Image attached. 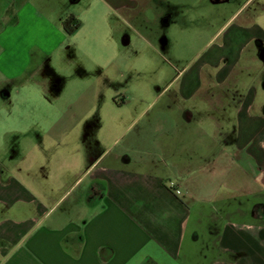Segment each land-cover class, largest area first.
Listing matches in <instances>:
<instances>
[{
	"label": "rangeland",
	"instance_id": "1",
	"mask_svg": "<svg viewBox=\"0 0 264 264\" xmlns=\"http://www.w3.org/2000/svg\"><path fill=\"white\" fill-rule=\"evenodd\" d=\"M208 1L0 0V24H15L2 33L0 29L5 50L0 70L17 74L13 87L0 81L15 87L11 99L0 97L5 165L14 169L19 159H10V152L22 149L29 156L26 165L47 164L52 170L46 182L56 185L67 179L64 167L77 166L81 151L103 153L105 145L117 140L118 152L139 137L157 157L165 153L171 167L190 169L194 157L191 170L197 173L191 180L196 189L190 195L196 199L190 203V221L197 228L207 224L204 211L218 218L227 214L234 221L242 219L234 213L237 202L246 208L258 201L264 206V64L257 60L252 40L235 44L239 49H230L234 53L209 75L207 54L198 55L225 23V14L231 12L226 7L232 6H222L226 12L221 14ZM246 7L238 21L255 28L240 36L264 39V0H249ZM71 14L81 22L74 33L64 26ZM208 53L218 54L215 47ZM204 156L211 163L197 168ZM155 159V168L167 174L162 159ZM70 180L74 184L78 177ZM81 184L66 197H73ZM66 192L53 191V199ZM228 197L231 206L225 209L220 199ZM197 200L211 205L203 207ZM225 223L220 221L222 227ZM188 249L196 250L195 256L182 254V264L235 258L213 248L203 251L201 242L193 245L187 237L184 251ZM244 251V259L249 258V250Z\"/></svg>",
	"mask_w": 264,
	"mask_h": 264
},
{
	"label": "crops",
	"instance_id": "2",
	"mask_svg": "<svg viewBox=\"0 0 264 264\" xmlns=\"http://www.w3.org/2000/svg\"><path fill=\"white\" fill-rule=\"evenodd\" d=\"M8 25L15 26L11 22L0 24L1 33ZM244 25H233L222 42L213 43L203 52L207 54L205 62L215 67L230 52L234 53L230 49H239L236 45L245 46L253 40L257 60L264 64L263 37L244 40L241 37L244 30L255 28V24ZM218 30L214 31L210 43L217 40L221 28ZM214 47L218 53L216 57L208 53ZM4 52V44L0 43V59ZM35 69L30 73H35ZM16 77L17 74L0 70L2 83L12 82L13 87ZM12 87L0 85V97L11 99L15 88ZM17 89L20 94L21 88ZM186 111L191 121L192 113ZM138 138L132 137L129 145L118 152L114 151L117 140L105 145L103 153L81 151L76 155L77 166L64 167L61 172L67 174V179L56 185L46 182L52 169L47 164L38 166L35 162L26 165L29 156L28 153L23 156L22 149L10 152V159H19L14 169L5 165L1 154L0 264H182V254L184 257L190 254L193 258L196 252L184 251L187 237L193 245L201 242L203 251L213 248L219 254L233 253L235 256L233 260L224 261L216 258L214 264H264V206L261 202H253L248 208L237 202L234 213L241 220L232 221L227 214V218H218L204 211L207 224L197 228V222L190 221L193 211L190 203L196 199L190 195V191L196 189L191 180L197 173L193 172L196 169L191 170V166L196 167L192 162L194 157L190 156V169H187L176 164L171 167L167 155L160 154L158 157L168 170L166 174L155 168L157 152ZM262 139L264 141V137ZM94 142L101 144L99 140ZM210 148H214L212 143ZM152 156L155 158L150 159ZM206 159L197 168L204 169L211 163L210 156ZM76 177L78 180L73 184L70 179L75 181ZM170 180L177 183L182 191L180 195L168 187ZM80 182L74 196L66 197ZM58 190L67 192L60 200L53 199V191ZM240 192L246 194L243 190ZM63 198L68 201L60 205ZM229 199H220L225 209L231 206ZM203 201L199 202L203 207L211 205ZM45 203L50 205L49 210ZM225 209L223 211L228 212ZM221 220L226 221L224 227L220 225ZM245 249L250 252L247 259H244Z\"/></svg>",
	"mask_w": 264,
	"mask_h": 264
},
{
	"label": "flooded vegetation",
	"instance_id": "3",
	"mask_svg": "<svg viewBox=\"0 0 264 264\" xmlns=\"http://www.w3.org/2000/svg\"><path fill=\"white\" fill-rule=\"evenodd\" d=\"M249 0H209L208 2L210 3V7L209 8H211V7H215L214 9H217V8H220V9H218V10H220V13L222 14V12H223V10H225L224 8H222L221 9V7L222 6H224V5H228L229 6V4L232 6V8H229V7H226V10H230L231 12H228V13H226L225 15H226V17L224 18V20H225V23L220 27L221 28V33L217 36V40L220 38V36H222V35H224V36H226L227 35V33L230 31V29H232V26L233 25H242V24H244V22H239L238 20H240V18L241 17H243V15L245 14V13H247L246 12V10H247V7H246V3L248 2ZM225 7V6H224ZM226 10H225V12H226ZM71 15H74V14H71ZM225 15H223V16H225ZM231 15H234V16H231ZM70 16V15H69ZM68 16V17H69ZM166 21H167V18H164V21H163V23L164 24H166ZM168 22V21H167ZM220 28H218V29H220ZM218 29H216L215 31H219ZM216 34V33H215ZM214 35V34H213ZM212 35V36H213ZM216 38V37H215ZM214 38V39H215ZM223 39H224V37H223ZM222 39V40H223ZM213 43H210V44H208V46L206 47V49L205 50H203V52H205V51H207L208 50V48L212 45ZM203 55V54H202ZM201 56V55H200ZM204 63H206V64H208L209 65V67H210V69L211 70H209V69H207V72H209V75L211 76L212 75V73H213V71H212V68L214 67V66H212V64L209 62V61H206V62H204Z\"/></svg>",
	"mask_w": 264,
	"mask_h": 264
},
{
	"label": "trees",
	"instance_id": "4",
	"mask_svg": "<svg viewBox=\"0 0 264 264\" xmlns=\"http://www.w3.org/2000/svg\"><path fill=\"white\" fill-rule=\"evenodd\" d=\"M64 26H65V29L68 31V33H74L80 28L81 22L77 18V16L70 15L64 21Z\"/></svg>",
	"mask_w": 264,
	"mask_h": 264
},
{
	"label": "built area",
	"instance_id": "5",
	"mask_svg": "<svg viewBox=\"0 0 264 264\" xmlns=\"http://www.w3.org/2000/svg\"><path fill=\"white\" fill-rule=\"evenodd\" d=\"M168 187L175 192V194L180 195L182 193L181 189L178 188V185L175 181L170 180L168 182Z\"/></svg>",
	"mask_w": 264,
	"mask_h": 264
}]
</instances>
